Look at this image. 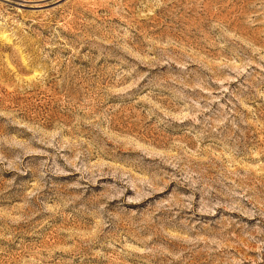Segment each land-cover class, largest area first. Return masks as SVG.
Masks as SVG:
<instances>
[{
  "label": "rangeland",
  "instance_id": "obj_1",
  "mask_svg": "<svg viewBox=\"0 0 264 264\" xmlns=\"http://www.w3.org/2000/svg\"><path fill=\"white\" fill-rule=\"evenodd\" d=\"M0 264H264V0H0Z\"/></svg>",
  "mask_w": 264,
  "mask_h": 264
}]
</instances>
